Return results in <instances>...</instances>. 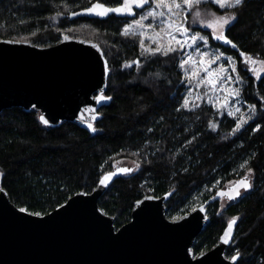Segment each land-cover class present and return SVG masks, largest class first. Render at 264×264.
I'll return each instance as SVG.
<instances>
[{
    "label": "trees",
    "instance_id": "1",
    "mask_svg": "<svg viewBox=\"0 0 264 264\" xmlns=\"http://www.w3.org/2000/svg\"><path fill=\"white\" fill-rule=\"evenodd\" d=\"M96 2L0 0V40L45 47L67 35L98 43L110 69L105 95L113 98L98 111L102 117L93 124L95 133L71 122L45 127L37 112L20 107L0 112V188L16 207L46 215L80 191L91 193L117 161L135 162L140 167L118 174L98 201L119 228L130 220L135 202L146 195L170 193L166 215L178 218L198 199L205 202L226 185H235L252 167V190L224 208L220 199L207 206L209 223L193 251L197 255L210 250L228 222L236 219L226 255L238 250L244 264H264V80L257 81L240 56L243 51L264 60V0H247L237 20L226 26L225 34L238 45L237 51L211 39L212 32L197 28L210 37V46L235 60L242 81L240 97L245 104L256 105L253 118L236 132L234 119L219 118L204 103L177 111L185 96L179 50L169 56L145 54L139 39L119 34L126 21L118 16L83 19L80 33L68 22L71 12ZM102 2L112 5L120 0ZM208 8L218 14L228 11L215 5ZM133 59L140 62L139 68L122 69L123 62ZM216 121L214 132L211 124ZM223 133L231 135L221 141ZM245 160L249 163L241 168Z\"/></svg>",
    "mask_w": 264,
    "mask_h": 264
},
{
    "label": "water",
    "instance_id": "2",
    "mask_svg": "<svg viewBox=\"0 0 264 264\" xmlns=\"http://www.w3.org/2000/svg\"><path fill=\"white\" fill-rule=\"evenodd\" d=\"M64 37L45 47L0 40V112L12 107L35 111L48 128L63 122L87 128L101 119L98 111L111 101H95L105 95L107 86L103 51L92 40ZM111 181L106 187L98 182L91 193L80 191L39 216L21 213L0 188V264H232L226 251L236 223L228 244L220 239L226 225L210 250L197 255L193 251L197 236L209 223L207 206L222 197L216 194L169 219L170 193L146 195L135 202L130 220L115 228V218L98 204Z\"/></svg>",
    "mask_w": 264,
    "mask_h": 264
},
{
    "label": "snow or ice",
    "instance_id": "3",
    "mask_svg": "<svg viewBox=\"0 0 264 264\" xmlns=\"http://www.w3.org/2000/svg\"><path fill=\"white\" fill-rule=\"evenodd\" d=\"M247 4V0H120V4L117 7L107 6L102 0H98V2L93 3L92 6L84 9V14H94L97 17L104 18L109 15V13H115L118 16H131L133 19L130 22H126L123 28L120 30L121 36H139L140 39V47L145 52L151 54L152 56H156L157 54L163 56H169L170 53H174L176 51H180L184 58L181 59L179 67L184 69L186 65L190 63H204V58H207V67L205 71H210V66L212 63L219 61L222 57V53H212L209 51H201L200 43H203L205 49L209 47V39L210 37L207 35H202L201 32L196 31L193 25H199L201 27H206L212 30L211 39H215L217 41H223L226 45H231L232 48H237L238 45L234 43L231 39H229L225 32L226 26L230 25V23L237 20L239 12L244 9ZM153 5L155 7H153ZM209 5L218 6L219 9H227L224 14H218L215 10H210L208 8ZM147 6V10L143 12V14L139 15V19H136L137 12L135 9H144ZM167 9V11L156 9ZM202 9H204L202 11ZM60 12H57V15H60ZM80 13L72 12V16L79 15ZM189 17L191 18V23H189ZM151 18L152 21H155L159 18V24L156 26L159 28V32L155 31L152 23L145 24L144 21L149 20ZM137 29L139 31H137ZM145 29H150L156 36H160L161 33H166L169 38V44L165 47L162 43L153 40V43H156V48H146L144 44L143 37L145 36ZM170 29H174V31H168ZM65 40L68 39L67 36L64 37ZM12 40H4L3 43H13ZM172 42L175 43V46H172ZM93 47H96L93 45ZM186 49H192V52H186ZM193 52L196 53V60H194ZM240 56L245 57V63H259L264 65V60H256L253 59L252 56H246V54L241 51ZM232 57H227L228 63L231 65ZM132 63L136 64L139 68L140 62L133 61ZM130 64H125L124 67H130ZM232 72H236V66L231 65ZM109 65L107 61L103 63L102 73L104 76L109 75ZM248 71L256 74L257 80H264V77L259 75L256 72V69L249 68ZM227 70L224 68V65L220 66V72L215 81L209 80V83L213 86V90H217L215 85L218 82L220 88L222 89L225 82L228 83H241V77L239 74L233 78L231 75H227ZM207 79V77H205ZM191 83V80H189ZM200 83H203V80H199L197 82V86ZM103 93V89L100 90ZM232 93L234 96L232 98L238 99L241 94V90L239 88L233 89ZM113 98L111 96L106 95H98L95 97V101L97 104H100L104 101H110ZM191 107H199L198 105H192ZM189 106V100L187 97L184 98V102L181 105V108H178L177 111L181 109L191 110ZM221 107H228V101L225 100L224 104ZM249 112L251 115L245 118L241 116L237 119L235 128L233 132L238 131L244 124H247L249 120L253 118L256 112V105L249 104L248 105ZM236 112H240L239 108L234 109ZM232 108L229 107L228 115H232ZM95 119V116H93ZM212 130H215V125H212ZM87 128L92 132H96V128L92 123L87 124ZM259 129V125H257V130ZM152 131V129H149ZM191 143V141H189ZM249 163L248 160H245L244 163L240 165L241 168H244L245 165ZM140 166L137 165V168ZM133 171L130 168H120L117 172H108L102 176L99 183L102 186H107V183L112 180V178L118 174H129ZM254 169L252 167H248L247 173L239 180L235 181V187H233L230 191H220L217 193L220 197L227 196L229 201L235 200L238 197H241L242 191L247 193L253 189L252 177L254 176ZM19 211L21 213L26 212L25 208H20ZM32 215V213H28ZM36 216H39L40 213H35ZM236 223V219H233L227 224V228L221 236V242L224 244H228L232 239V230ZM232 264H244L243 257L237 250L235 254L231 257Z\"/></svg>",
    "mask_w": 264,
    "mask_h": 264
},
{
    "label": "rangeland",
    "instance_id": "4",
    "mask_svg": "<svg viewBox=\"0 0 264 264\" xmlns=\"http://www.w3.org/2000/svg\"><path fill=\"white\" fill-rule=\"evenodd\" d=\"M178 2H181V0H178ZM153 7L155 6L153 5ZM156 10L157 11H160V10L167 11L166 8L156 9ZM144 23L147 25L146 21H144ZM152 23H153V27L155 28V31L159 32V28L156 27L159 24V18H157L155 21H152ZM189 23H191L190 17H189ZM193 27L195 28L196 31H198L197 28H201V29H206L212 32L211 29L206 28V27H201L199 25H193ZM137 31L139 30L137 29ZM168 31H174V29H170ZM139 39H141V37H139ZM143 39H144V44L146 48H153V49L156 48L157 44L153 43V40H156L157 42L162 43L165 47H167L169 44V38L166 35V33H161L160 36H156L153 33V31L150 29H145V36L143 37ZM210 42L211 41L209 40V47L207 49L204 48L203 43L201 42L200 43L201 51H209L212 53H222L223 55L219 61H216L215 63L211 64L210 71L208 72L205 71V68L207 67V58H204V63H200V62L190 63L186 65L184 69L180 68L181 73H182L183 83H184V90H185L184 98L185 97L188 98L190 107L192 105L200 106L202 103H204L205 105L212 107L215 113L219 116V118H222L223 116H227L231 119H234L236 123L239 117L244 116L245 118H247V116L251 115L248 109V105L242 101L241 97H239L238 99L232 98L234 96V93H232V90L236 88L240 89L241 83L225 82L223 88L221 89L219 83L217 82L215 85L217 90L215 91L213 90V86L209 83V80L215 81L217 79V76L219 75V72H220L221 65H224V68L227 70V73H226L227 75H231L233 78H235L237 74L236 72H232L231 65L236 66V62L234 59H232L231 65H230L227 60V57H230V56L224 54L220 49L210 46L211 45ZM172 46H175L174 42H172ZM185 51L192 52V49H186ZM142 52L149 55V53L145 52L144 50H142ZM193 57H194V60H196V53L194 52H193ZM182 58H184L183 54L181 56V59ZM244 63H245V59H244ZM245 65L247 69L249 68L256 69V72L259 73V75L261 76L264 74V65H261L259 63H252L251 61L248 62L247 64L245 63ZM249 72L256 79V74H254L251 71ZM205 77H207V79H205ZM189 80H191V83H189ZM199 80H203V83H200L199 86H197V82ZM225 100L228 101V107H221V105L224 104ZM229 107L232 108L233 110L231 116L228 115ZM194 108H197V107H191V109H194ZM235 108H239L240 112H236L234 110ZM212 125H215L214 132H216L218 128L217 121L213 122L211 126ZM230 135H231L230 133L220 134V140L224 141L228 139ZM120 168H130L133 170L131 172H135L137 169V164L135 162L128 161V160H120L114 164V169L118 170ZM230 187L231 186L226 185V187H224V190H228ZM241 191L243 195L245 192H243V190ZM229 203H231V201H229L227 197H222L220 199V204L222 208H224ZM200 204H202V201L198 199L197 204L194 205L193 208L197 207Z\"/></svg>",
    "mask_w": 264,
    "mask_h": 264
},
{
    "label": "flooded vegetation",
    "instance_id": "5",
    "mask_svg": "<svg viewBox=\"0 0 264 264\" xmlns=\"http://www.w3.org/2000/svg\"><path fill=\"white\" fill-rule=\"evenodd\" d=\"M119 4H120V2L119 3H114V4H112V5H107V6H110V7H117V6H119ZM90 7V6H89ZM84 9L85 8H82V9H78V10H76V13H80L79 15H76V16H72L71 15V13L68 15V22H70V24L71 25H76L77 26V28H78V31H79V33H80V22L81 23H84V21H83V19H93V18H99V19H101L100 17H97V16H95L94 14H84ZM147 10V6H145V8L144 9H135V11L137 12V15H136V19H139V15L140 14H143V12L144 11H146ZM109 15H114V16H118L117 14H115V13H109ZM108 15V16H109ZM107 16V17H108ZM118 17H121V18H125V19H122V20H125L126 22H130L132 19H133V17H131V16H118ZM106 17H104V19H105ZM58 22H59V20H58ZM146 23L147 24H149V23H152V20H151V18L149 19V20H146ZM153 24V23H152ZM82 25V24H81ZM81 28H83V27H81ZM64 36H67V35H64ZM64 36H62V37H64ZM68 37H71V36H68ZM72 38H80V37H72ZM135 38H137V39H139V36H135ZM140 40V39H139ZM133 61H137V59H133V60H130V61H127V62H123L122 63V69H126V70H130V69H132V68H134L135 66H136V64H134V63H132ZM130 64L131 66L130 67H124V65L125 64Z\"/></svg>",
    "mask_w": 264,
    "mask_h": 264
}]
</instances>
